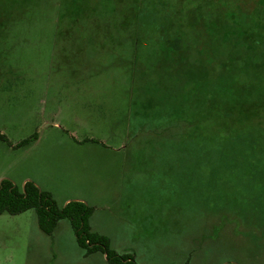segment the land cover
Returning a JSON list of instances; mask_svg holds the SVG:
<instances>
[{
    "label": "rangeland",
    "instance_id": "rangeland-1",
    "mask_svg": "<svg viewBox=\"0 0 264 264\" xmlns=\"http://www.w3.org/2000/svg\"><path fill=\"white\" fill-rule=\"evenodd\" d=\"M51 6L0 0V181L92 206L138 264H264V108L247 141H218V0ZM0 264L108 262L29 210L0 216Z\"/></svg>",
    "mask_w": 264,
    "mask_h": 264
},
{
    "label": "trees",
    "instance_id": "trees-1",
    "mask_svg": "<svg viewBox=\"0 0 264 264\" xmlns=\"http://www.w3.org/2000/svg\"><path fill=\"white\" fill-rule=\"evenodd\" d=\"M248 1L218 0V30L222 33V45L218 46V141L229 144L248 140V129L260 124L252 117L264 108V0H255L251 5ZM46 2L52 4L50 11L57 10L55 0ZM249 5L251 9L244 8ZM239 14L244 15L240 18ZM252 18L254 25L251 27L249 20ZM180 39L176 36L161 41L162 47H174L166 51L169 58L182 54ZM1 138L7 141L5 135ZM36 139L37 134L16 147ZM29 210L35 211L40 229L51 237L61 221L69 220L86 256L100 252L106 256L108 264H138L132 254L118 253L111 248L105 235L93 231L90 224L94 213L92 206L76 200L60 207L49 191L42 190L32 181L20 188L10 179H2L0 216L4 213L19 215Z\"/></svg>",
    "mask_w": 264,
    "mask_h": 264
}]
</instances>
